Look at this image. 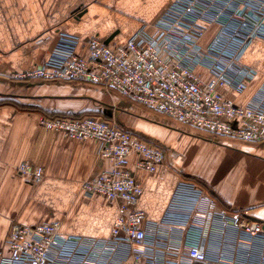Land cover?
<instances>
[{
  "label": "crops",
  "instance_id": "crops-1",
  "mask_svg": "<svg viewBox=\"0 0 264 264\" xmlns=\"http://www.w3.org/2000/svg\"><path fill=\"white\" fill-rule=\"evenodd\" d=\"M171 1L0 0V246L12 224L53 220L62 223L64 235L111 242L117 203L81 189L83 182L110 165L109 160L99 156L100 142L91 138L77 141L46 130L39 123L42 115H100L164 152V162L155 173L138 169L133 156L128 163L142 187L136 208L145 215L142 227L146 232V252L157 261L188 264L187 245L201 239L209 260L222 255L221 264H232L236 257L234 246L241 242L231 235L226 242L232 244L221 246L223 238L215 212L204 227L195 221L196 212L205 216L203 197L214 204L211 210L223 207L243 211L264 222V141L200 140L215 148L219 160L211 169L196 171L187 168L180 158L165 153L168 144L170 151L181 147L175 146L177 135L172 130L146 115L140 116V107L116 92L82 82L23 81L15 77L39 64L61 32L96 36L103 41L115 33L110 43H123L141 24L154 22ZM110 15L115 21L106 19ZM98 19L102 24H93ZM242 62L257 71L243 92L233 94L237 103L246 104L264 80V42L254 41ZM121 103L126 105L120 109L117 104ZM117 110L121 113L116 115ZM21 163L42 166V180L34 184L20 176L16 167ZM182 184L187 190L176 195ZM199 202L202 209L197 211ZM262 242L254 241L253 249ZM165 246H169L167 252ZM107 254L116 264H131L128 246ZM105 255L98 259L94 254V261L88 260L87 264H99ZM248 263L254 264L252 260Z\"/></svg>",
  "mask_w": 264,
  "mask_h": 264
},
{
  "label": "built area",
  "instance_id": "built-area-1",
  "mask_svg": "<svg viewBox=\"0 0 264 264\" xmlns=\"http://www.w3.org/2000/svg\"><path fill=\"white\" fill-rule=\"evenodd\" d=\"M55 39L39 64L15 77L100 86L187 129L205 132L213 141H264V80L249 103L234 98L257 74L242 58L254 41L264 42V0H172L154 22L141 24L124 43L105 44L96 36L84 40L64 32ZM39 123L77 141L100 142L99 156L110 165L83 182L82 190L117 203L111 242L64 235L57 220L15 223L0 247V264H87L94 261V254L100 259L103 253L99 264H116L107 253L124 246L130 249L131 264H170L146 252L145 215L136 208L142 187L128 168L133 156L138 169L155 173L164 162V152L108 119L42 115ZM16 170L34 184L44 175L42 166L29 163L19 164ZM182 190H187L185 185H178L176 195H182ZM203 203L205 216L196 212L195 221L202 226L215 212L221 246L232 244L226 242L231 235L241 242L234 246L232 264L251 260L264 264V222L243 211L211 210L214 204L205 197ZM199 204L197 211L202 209ZM257 239L263 242L254 250ZM186 256L188 264H221L223 257L209 260L201 239L187 245Z\"/></svg>",
  "mask_w": 264,
  "mask_h": 264
},
{
  "label": "rangeland",
  "instance_id": "rangeland-1",
  "mask_svg": "<svg viewBox=\"0 0 264 264\" xmlns=\"http://www.w3.org/2000/svg\"><path fill=\"white\" fill-rule=\"evenodd\" d=\"M66 1H68L70 3H75L77 0L76 1L75 0H66ZM77 13H79V12H77ZM106 19H108L110 21H115L116 18L114 16L110 15V16L106 17ZM96 23H98L100 25L102 24V22H100L99 19L96 20L93 24H96ZM89 27L90 26H87V29ZM74 35H76V34H74ZM77 36H80V35H77ZM80 37L83 38L84 40H86L88 38V37H83V36H80ZM116 44H120V43H116ZM32 81H34V80H32ZM51 81H54V80H51ZM125 105H126L125 103L117 104V106L120 109H121V107L124 108ZM131 105H134L136 107H140V112H139L140 116L146 115L150 119H154L155 121H157L159 123H163V125H166L167 128H169L170 130L173 131L172 134L177 135L174 137V142H176L175 146H177V145L181 146L180 150L178 149V151L177 150L176 151L175 150L170 151L169 147H171V146L168 144L165 147V151H166L165 153L168 156L170 155V157H172V158L173 157L174 158H180L182 160L183 164L187 168L189 167V168L196 170V171H203L204 172L208 169H211L214 165H216V163L219 160V156H218L215 148H213L212 146H209L205 142L200 141V140L207 141V140H205V138L208 139V142H209V140H211V136H208L207 133L202 132V131H198V130L192 131V130H190V128L187 129L186 127H184V126H182L176 122H173V121L169 120L168 118H166L160 114H157L156 112H154V111L150 110L149 108H146L142 105H139V104L135 105L133 102L131 103ZM135 110H136L135 108L132 109L133 112H136ZM120 113H121V111H119V110L116 111V115L120 114ZM89 116L102 118V116H100V115L91 114ZM102 119H104V118H102ZM123 128L129 130L126 127H123ZM129 131H131V130H129ZM131 132H133V131H131ZM133 133H135V132H133ZM221 140L222 139H219V140L217 139V142L222 143ZM184 141H186L188 144H185ZM183 142H184V144H182ZM260 174H262V173L258 172V175H260ZM263 175H264V173H263ZM81 189H82V184H81ZM60 225L62 227L61 222H60ZM60 230H61V228H60ZM7 235H8V233H7ZM7 235H6V237H7ZM4 245H5V243H4ZM4 245L0 246V247H4Z\"/></svg>",
  "mask_w": 264,
  "mask_h": 264
},
{
  "label": "water",
  "instance_id": "water-1",
  "mask_svg": "<svg viewBox=\"0 0 264 264\" xmlns=\"http://www.w3.org/2000/svg\"><path fill=\"white\" fill-rule=\"evenodd\" d=\"M80 13H81V12H79V14H80ZM114 34H115V33H114ZM114 34H111L110 36H108L103 42H104L105 44L110 43V41H111L112 37L114 36ZM107 115H108L109 117L112 116L111 112H108Z\"/></svg>",
  "mask_w": 264,
  "mask_h": 264
}]
</instances>
